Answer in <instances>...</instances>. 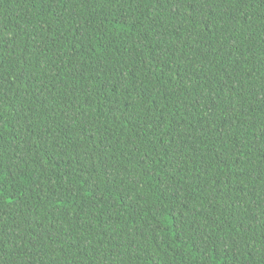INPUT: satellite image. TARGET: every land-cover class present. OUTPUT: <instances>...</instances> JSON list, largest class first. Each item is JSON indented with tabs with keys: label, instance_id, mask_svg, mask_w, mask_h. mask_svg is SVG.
I'll return each mask as SVG.
<instances>
[{
	"label": "trees",
	"instance_id": "16d2710c",
	"mask_svg": "<svg viewBox=\"0 0 264 264\" xmlns=\"http://www.w3.org/2000/svg\"><path fill=\"white\" fill-rule=\"evenodd\" d=\"M0 264H264V0H0Z\"/></svg>",
	"mask_w": 264,
	"mask_h": 264
}]
</instances>
